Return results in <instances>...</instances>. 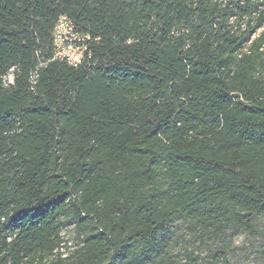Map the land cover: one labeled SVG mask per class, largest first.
<instances>
[{"label":"trees","instance_id":"16d2710c","mask_svg":"<svg viewBox=\"0 0 264 264\" xmlns=\"http://www.w3.org/2000/svg\"><path fill=\"white\" fill-rule=\"evenodd\" d=\"M263 27L264 0H0V264L149 263L178 220L227 264L264 217Z\"/></svg>","mask_w":264,"mask_h":264},{"label":"rangeland","instance_id":"374dc122","mask_svg":"<svg viewBox=\"0 0 264 264\" xmlns=\"http://www.w3.org/2000/svg\"><path fill=\"white\" fill-rule=\"evenodd\" d=\"M264 33V27L253 34L251 40ZM247 46L245 47V49ZM13 74L6 77V84L13 82ZM258 233L255 237L242 234L233 241L227 264H264V217L257 221ZM74 227H68L62 232L64 239L62 252L69 253L77 247L78 241ZM209 248L201 245L191 231L189 224L175 221L169 231L167 243L152 261L144 263L142 260L122 264H190V255L200 257L199 264H204Z\"/></svg>","mask_w":264,"mask_h":264},{"label":"built area","instance_id":"2783aa9c","mask_svg":"<svg viewBox=\"0 0 264 264\" xmlns=\"http://www.w3.org/2000/svg\"><path fill=\"white\" fill-rule=\"evenodd\" d=\"M86 50L85 39L75 32L68 18L61 17L55 29L54 58L76 68L82 64Z\"/></svg>","mask_w":264,"mask_h":264}]
</instances>
